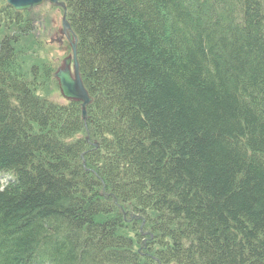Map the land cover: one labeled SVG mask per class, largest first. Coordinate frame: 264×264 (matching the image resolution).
Returning a JSON list of instances; mask_svg holds the SVG:
<instances>
[{"label":"trees","instance_id":"16d2710c","mask_svg":"<svg viewBox=\"0 0 264 264\" xmlns=\"http://www.w3.org/2000/svg\"><path fill=\"white\" fill-rule=\"evenodd\" d=\"M68 4L86 120L0 0V264H264V1Z\"/></svg>","mask_w":264,"mask_h":264},{"label":"water","instance_id":"95a60500","mask_svg":"<svg viewBox=\"0 0 264 264\" xmlns=\"http://www.w3.org/2000/svg\"><path fill=\"white\" fill-rule=\"evenodd\" d=\"M41 2L42 0H8V3L14 6L17 10L28 9L29 7L33 5H37ZM77 70L78 67L77 65H75L76 79L71 78L70 76L71 74L68 69H66V71L57 73V77L60 80L61 88L64 95L72 99L78 98L82 100L84 102L83 103V108H84L90 102V97L88 96V93L83 86V83L80 79Z\"/></svg>","mask_w":264,"mask_h":264},{"label":"rangeland","instance_id":"374dc122","mask_svg":"<svg viewBox=\"0 0 264 264\" xmlns=\"http://www.w3.org/2000/svg\"><path fill=\"white\" fill-rule=\"evenodd\" d=\"M52 53H53V54H59L60 52L57 51V50H55V49H53V50H52ZM54 100H56V101H58V102H63V101H64L63 98L59 97L57 93H56L55 96H54Z\"/></svg>","mask_w":264,"mask_h":264}]
</instances>
